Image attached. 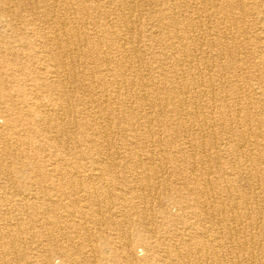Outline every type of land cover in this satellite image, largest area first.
I'll list each match as a JSON object with an SVG mask.
<instances>
[{
	"label": "bare ground",
	"instance_id": "obj_1",
	"mask_svg": "<svg viewBox=\"0 0 264 264\" xmlns=\"http://www.w3.org/2000/svg\"><path fill=\"white\" fill-rule=\"evenodd\" d=\"M48 1H51L50 8L43 5L38 8L37 13L32 11L25 15L22 22L30 28L38 23L40 16H43L41 13L52 15L57 19L53 22L56 26L58 23V33L41 35L40 43L43 46H50L57 53L61 49L68 52L66 61L57 58L56 53V55L51 53L49 57L55 58L53 60L59 62L64 68L61 69L62 72L66 73L67 70L75 72L71 82L76 83L77 87L85 91V96L80 103L84 104L85 108L86 105L88 106L86 113L89 119L86 122L79 120L78 126L82 129V133L84 126H90L93 133L88 132L84 136L83 141H87L89 149L84 152L80 150L78 154L79 156L88 154L87 157L95 167L93 171L96 172L86 178L91 180L97 178L98 185L102 186L104 197L100 198L98 189L101 187H97L94 181L85 188V179L66 174V180L62 186L57 181L52 185L55 187V194L59 191L63 200L53 201L47 198L54 193L49 189H44L38 179L52 176L53 172L57 170V166L53 162L55 166L51 170L52 172L47 171L45 168L32 165V158H38L41 152H45L44 150L49 147L59 146V141L62 144L65 143L67 139L63 132L64 126L48 111L42 110V104L34 103L38 105L36 106L28 103L27 99L29 94H32V90L22 84L26 74L22 71L24 65L20 59V56L25 55V52L22 50L16 53L13 43L17 40L9 39L6 32L0 31V67L9 68L17 65L10 72L7 71L8 68L6 71L0 70V114L6 120L5 125L0 126L1 150L5 154L14 153L15 159L23 160L25 163L21 166L9 164L10 167H5L6 169L0 167V181L7 178L9 180L26 179L31 187L38 190L33 197L29 196L30 193L22 195L18 192L10 194L8 191H0V220L4 221V229H6H0V264L13 263L11 261L16 258V253L18 256L19 250L22 248L21 236L23 233L28 234L31 241L43 243L44 239H51L48 234H54L57 230L68 232L74 230L77 237L85 234L86 239L93 241L90 222L101 221L104 218L109 226L115 227V218L124 220L130 218L133 211L131 212V207L127 202L130 200L128 193L132 192L130 190L127 191L128 193L110 192L109 184L105 182V174L116 176L111 171L112 166L116 164L112 157L115 153L109 152L111 145L108 141L116 133L129 132L133 136L147 133L149 137L139 146H142V149L148 153L161 152L160 144L174 148L177 140L172 138L161 139L159 145L154 142L158 131L153 129V123L160 115L153 114L152 108L157 110L159 107L164 108L168 113L163 114L165 128L178 130V134L183 133L188 139L184 138L186 140H184V144L189 143L191 148L200 153L201 160L210 162L206 168L202 169L201 173H198L199 176L191 187L173 190V193L180 194V196L175 197L171 194L166 198L167 203L180 205L181 209L191 208V214L194 208L195 216H203L204 220L212 224L217 221L225 235L224 238L219 239V236L214 233L208 234L209 231H212V227L210 226L209 229V226H202L200 219L190 223L184 217H178L172 219L176 223L168 224L167 227L173 228L178 221L184 222L185 226L188 225V238L180 234L176 236L181 248L176 247L177 241L172 236L173 231H169V229L161 239L163 243H158L160 248H164L162 256H159L158 252L154 250L151 237H146L138 231L133 233L132 238L144 247L150 261H161L162 264H166L165 262L195 263L199 262L198 258L209 264H222L226 261L228 264H236V260L241 255H247L248 261H245V264H264V255L258 256V258L255 255V258L252 257L250 251L252 248V250L260 249L264 252V242L253 240L254 237L246 238L243 234L245 232L257 234L262 228L264 229V32L263 36L249 40V45L247 41L244 42L247 43L244 46L237 43L244 37L245 40L249 39V36L246 39L247 31L239 28V22H247L248 14H258L259 21L264 26V0H145L152 5L147 21L142 19V13L138 10L140 0ZM31 6H33L32 0H0V15L2 17L5 15L15 16L16 18L19 17L22 10L27 11L24 7L30 9ZM38 13L40 16L37 15ZM32 14L36 16L30 17L33 16ZM102 15L106 17L98 22L96 18ZM217 15L223 17L224 26L220 25V21L215 20ZM61 17L63 19L58 22ZM74 19L79 20L75 21ZM89 19H96L93 22H98L94 25L97 27L90 31L87 30L90 25ZM141 21L146 26L150 24L151 27V32L145 37L141 30ZM236 24L238 26L235 32L227 31L230 25ZM7 27L13 31L16 30L12 21L7 23ZM36 41H38L37 38L31 39L24 35L21 36L17 44L32 51L35 50ZM107 44L111 45L110 49L106 48ZM206 46L216 53L214 57L207 53ZM157 48H159L157 51L159 53L156 57V65L144 68V52L152 53ZM244 48V51L254 55V62L251 59L252 63L249 64V68L258 72L256 76L258 79L257 88L254 86L243 88L238 82L242 76L237 71H232L237 67L248 69L240 61L241 57L236 52ZM3 51L4 54L8 52L14 58L9 59L1 54ZM42 59L41 56H36L32 63L25 66L32 67L33 63L38 61L43 63ZM193 67H197L199 71ZM102 71L107 72L106 75L110 74V79H105ZM230 71L233 75H229ZM30 73L34 75V87L41 88L43 91L60 90L59 102L68 98L69 93L62 87L63 82L58 81L51 84L48 82L47 73H43V78H41L36 76L37 73L34 74V70L31 68ZM4 74H8L14 80L8 78L9 81H5ZM152 77L158 80L153 81ZM12 83H15L14 85L17 87L9 85ZM8 85L14 88L8 89ZM154 87H157L155 89L157 92L153 91L148 94L149 90ZM145 91L148 92L144 93ZM201 105L210 109L207 112L209 114L198 115L197 119L190 120L188 123L184 110ZM198 111L201 112L199 109ZM216 113L220 114L219 117L213 115ZM172 117H177L176 124L178 126L171 123ZM136 123L139 125L134 127ZM116 124H124V128L120 129L116 127ZM217 127L224 128L230 133V136L225 140V143L230 145L226 149H222L223 153L228 158L236 160L237 167L249 171L255 181L259 182L258 189L261 188V190L257 197L255 195L251 197L247 192L237 188V179L226 178L225 169L213 165L215 161L207 158L211 148L219 146L218 141L211 142L207 139L203 141L201 136L200 138L192 137V134L197 133V130L203 132L207 128L212 131ZM240 128H244V130H241L242 132L237 135L236 132ZM53 133H56V139L50 141ZM100 134L104 136V142H108L107 148L109 149L105 152V160H101L104 168H99L100 160L96 156H92L95 155L92 152L100 149L97 147L100 142L95 139L94 135ZM234 137H237L238 142H234ZM102 144L100 146H106ZM24 146L31 150L35 149L36 153L27 152ZM122 148L125 150L119 152L125 154L126 158L130 151L136 153V150L131 148L127 149L121 146ZM188 148L189 146L183 147V150L188 151ZM164 157H167L168 160L172 158L169 155ZM191 157L194 159L193 155ZM2 160L4 159L2 158ZM62 160L67 167L82 168V164L78 161L65 158ZM140 160H135V164L142 169L143 163ZM151 161L148 170H143L135 175L136 180L141 181L142 185L149 189L155 187L154 179L159 181L166 175L162 165L154 158ZM131 168L132 163L127 166L125 172L129 173ZM176 168L178 167L176 166ZM191 171L193 172V170ZM122 177L123 183L129 181L127 176L123 175ZM73 190L80 194L79 201ZM11 195L17 196V199L10 202ZM37 195H44V198ZM133 196L136 197L137 194L134 192ZM258 198L260 199L259 203ZM234 201L240 203L236 210ZM28 206L33 211L32 214H30ZM19 207H22L23 211L27 210V215L24 218L12 217L21 215V211L17 210ZM53 209H65V214L61 216L63 220L52 219L48 224L56 227H48L47 220L54 218L57 214V211ZM169 211L170 209L165 205L159 209V213L166 216L169 215ZM218 215L224 216L217 218ZM122 234L124 233H119L118 230L111 235L122 239ZM109 235L102 234V242L99 246L83 250V255L75 257L74 264H104L105 261L111 259V253H114L113 257H117L116 251H109L112 247L110 246L112 237ZM167 237H170L168 239L170 243L166 246L164 241ZM172 240L175 243L171 242ZM124 246L125 249L128 248V251H132L134 248L130 239ZM207 246L212 249L209 251ZM225 249L229 251L230 257L217 255L218 251L222 252ZM71 252V248L64 249L66 257L61 264L72 262L69 258L73 257L75 252ZM195 257L198 258L194 259ZM149 260L146 262L148 263ZM139 261L136 258L134 262ZM45 263L51 264V261L45 260ZM113 263L119 262L114 260Z\"/></svg>",
	"mask_w": 264,
	"mask_h": 264
},
{
	"label": "rangeland",
	"instance_id": "obj_2",
	"mask_svg": "<svg viewBox=\"0 0 264 264\" xmlns=\"http://www.w3.org/2000/svg\"><path fill=\"white\" fill-rule=\"evenodd\" d=\"M105 2H108L110 0H104ZM32 5L30 9L25 8L27 11L22 10V12H20L19 17L15 16H9V15H5V16H1L0 15V31L6 32L7 36H9V39H15L17 41H15L14 44V51L17 53V51H24L25 55H21L20 59H21V63L23 67L22 71L25 72L24 74H26L25 79L23 80L22 84L23 86L27 87L28 89L32 90V94L30 93L28 96V103L31 105H36V104H42L41 109L48 111L52 116L56 117L57 120L59 121V123H61L64 126V133L65 135V139H67V141L65 143H61V141H59V146H56L55 148L49 147L47 150H44L45 152H41L40 156L37 157H33L32 158V165L34 166H39V168H45L47 169V171H51L55 164L57 166V170L55 172H53L52 176H48L46 178H40L38 179L40 185L44 188V189H49L51 191H53L54 195H50L47 198L48 199H52L53 201L62 199L63 197L61 196L60 192L58 191L57 194H55V187L52 186L53 182L57 181L61 186L62 183L66 180V174H71L75 177L79 176L80 178H83L86 180L85 182V188L88 187L89 185H91L94 181L97 187H101V189H98V193H100V198L102 199L104 197V193H102V186L98 185V180L97 178L95 179H88L86 178L89 175H94L96 171H93V169L95 168L94 165L90 162V159L87 157L88 154H84L79 156L78 151L82 150L83 152L85 150H88L89 145L87 144V141L84 142V136L89 132V133H93L92 130L90 129V126H84L83 128V133H82V129L79 128V120L82 122H86L88 121L89 117L87 116L86 110L88 108V106L81 104L80 102L83 100L84 98V94L85 91L84 89H80V87H77L76 83H72L71 80H73V76L74 73L72 70H67L66 73L62 72L61 69H64L63 67H61V65L59 64V62H57L56 60H53L55 58H51L49 57L50 54H57V58H60L61 61H66L67 60V54L68 52L65 50H60L59 53H57V51L53 48H51L50 46H43L40 43V37L43 34H57L58 33V23L57 26L54 24L53 21H56V17L52 16V15H44L43 13L40 14L38 13L37 15L40 16L38 23L35 24L34 26H26L24 24L23 19L25 15L30 14V12H34L37 13L38 8H41L43 5L46 6L47 8H50L51 6V1L48 0H32ZM107 5V4H106ZM152 5H150L149 2H146L145 0H140L138 3V10H140L142 19L144 21H147V18H149V12L151 11V7ZM239 14V13H238ZM33 15V14H32ZM36 16V15H35ZM30 16V17H35ZM106 16L102 15L101 17H97L96 19L98 20V22H101L102 20H104ZM247 20V24L245 22H239V28L243 29L245 31H247V37L249 36L248 40H245V37L243 39H240L237 41V43L239 45H246L251 41V39H256L255 37H260L263 36V24L259 21V15L258 14H248L246 17ZM63 19V17L58 19V22L61 21ZM96 19H89L90 20V25H88L87 30H91L96 28V25L98 22L94 23L93 21ZM75 21H78L79 19H74ZM216 21H220V25L224 26V19L221 15H217V18L215 19ZM9 21H12L15 25V31L11 30L9 27H7V23ZM141 30H143V37H145L146 35L149 34V32H151V27L150 24L149 25H145V23H140ZM238 25H230L227 28V31L230 33L235 32V29ZM249 27V28H248ZM24 29V30H23ZM26 29V30H25ZM222 29H224L222 27ZM232 30V31H231ZM27 33V34H26ZM259 34V35H258ZM27 36L31 39H38V41H36V47L34 48L35 50H28L26 47L21 46L19 44H17V42L19 43L21 36ZM19 38V39H18ZM263 38V37H262ZM41 40H43L41 38ZM250 40V41H249ZM14 41V40H13ZM247 41V43L245 44L244 42ZM107 49L111 48V45L107 44L106 45ZM5 49V48H2ZM205 49L207 53L211 56L214 57L216 55V53L212 52V49H209V46H206ZM234 50H236L235 48H233ZM244 49H239L236 52L237 55L239 57H241L240 61L244 64L245 67H247L248 69H242L240 67H237V69H234L232 71H237L238 74H240L242 76V78L238 81L241 86L243 88H249L250 86H254L255 88H257V83H258V79H257V74L258 72L255 70H252L251 68H249V64L252 63V61L254 62L253 59V54L247 51H244ZM159 48H157V50H153L152 53L151 52H144V58H143V67L147 68L151 65H156V57L158 55L159 52ZM243 51V52H242ZM19 52V53H20ZM241 54H240V53ZM14 53V52H13ZM5 56H7L9 59L14 58L12 55H10L8 52L7 54L1 53ZM55 54V55H56ZM60 54V55H59ZM236 54V53H235ZM36 56H41L43 59V63L41 62H37V63H33L32 67H28L25 66L27 64H30L34 61V58ZM65 56V57H64ZM48 57V58H47ZM45 58V59H44ZM51 58V59H50ZM252 59V61H251ZM23 61V62H22ZM36 61V60H35ZM146 63V64H145ZM145 64V65H144ZM14 65V64H13ZM17 65H14L12 67H4L1 68L0 70H4L9 71L12 70L14 67H16ZM198 66V65H197ZM199 67V66H198ZM30 68L34 70V74L38 77L43 78V73H47V77H48V82H51V84L57 83L58 81L63 82V86L64 89L69 93V96L66 100L59 102V97H60V90H47V91H43V89L41 88H36L33 86V76L30 73ZM196 71H199V69H197V67H193ZM230 71L229 75H233ZM107 72H103L102 74L104 76L105 79H110V74L106 75ZM147 75V74H146ZM243 75H245V77H243ZM5 81H9L8 78H11V80L13 79L12 77H10L8 74H4L3 76ZM67 78V79H66ZM14 80V79H13ZM152 80L156 81L158 79H156L154 77H152ZM15 83L9 84L12 86L17 87V85H14ZM7 86L8 89L10 88H14L12 86ZM65 85V86H64ZM71 86V87H70ZM157 87H154L153 89H150L149 92L145 91L144 93L151 94L153 93V91L157 92L155 89ZM151 96V95H149ZM243 100V99H242ZM36 103V104H34ZM231 104V102H229ZM38 106V105H36ZM71 109V110H70ZM198 109L203 112L204 114H202L201 112L198 111ZM152 113L155 115H160L158 117V119L153 123V129H155L156 131H158V133L155 135V143L156 144H160V140L163 138H172L177 140L176 143L174 144V148L171 147H167L163 144H160V149L162 150L161 152H155V153H148L147 151H145L144 149H142V146H139L140 143L144 142L146 140L148 136L147 133H145V135L141 134H137L135 136H133L132 134H130L129 132H122L121 134L116 133L115 135L110 137V140L108 141L110 143V151L111 153H115L113 154V159L115 160L116 164L114 166H112V173L113 175L116 176H111V174H105V179L103 178V180L105 182H107L109 184V191L114 192V193H128L127 191L130 190L132 193H128V196L130 197L129 202V206L131 207V212L133 211L132 215L130 216V218H125L126 220L122 219V218H115L114 222L116 223L115 227H111L109 226V224L106 223V220H104V218H102L101 221H93L90 222V227H91V232L93 235V241L86 239L85 234L81 235L79 237H77L76 235V231L72 230V232H68V231H64V230H57V232H55L54 234H48L49 236H51V239H44L43 243H39L38 242H33L30 239V236L26 233H23L21 236V239L23 241L22 243V248L19 250L18 256L16 253V258L13 259L12 264H46L45 260H50L51 264H61L63 263V259H65V255H64V249L67 248H71L72 252L73 251L75 253H73V257L69 258V260L71 259L72 262L68 263V264H74L75 262V257H77L78 255H83L82 251L86 250L88 248H94V247H98L99 244L102 242L101 240V235L103 234L105 235H109V237H112V240L110 241V246L114 247L112 249V247L110 248L109 251L114 250L116 251V255L117 257H113L112 255H114V253H111V259L108 261H105L104 264H114V260L119 262L117 264H162L161 261L158 262H154V261H150L149 258L147 257V251L144 249V247L137 243L136 240L133 237V233L140 231V233H142L144 236L146 237H151L152 242H153V248L156 252H158L159 256L163 255V249L164 248H160V246H158V243L160 242L161 244L162 242V238L164 237V235H166L167 230L169 229V231H173V237L174 239L177 241L176 236L177 235H183L186 238L189 237V235H187L188 233V229L187 226H185V223L182 222L180 223L178 221V223L176 224V226L172 227H167L168 224H172V223H176L174 221H172L173 218H178V217H184L185 219L189 220V222H193L196 221L197 219H200V223L202 226H210L212 227V231H209V233H214V235H218L219 239L224 238V231L220 228V225L218 224L217 221H215V224L212 223H208L207 220H204L203 216H195L193 214V209H192V214H191V208L189 209H181L180 205H169L167 202V197L170 196L171 194H173V196L177 197L180 196V194H176L173 193V190H177L178 189H183V188H189L192 186V184L196 181V178L199 176V172L201 173L203 168H206L208 166L209 163L203 160H201V157H199L200 153L197 150H194L193 148L190 147V144H184L186 140L185 136L183 135V133L178 134V130H174V129H166L164 126L165 123V118L163 114H168L164 108H158L157 110L155 108H152ZM208 110H210L209 108H205L204 105L201 106H197V107H193V108H187L186 110H184V113L187 114V119L186 121L189 123L190 120H194L198 115H205V114H209L207 113ZM72 111V112H71ZM160 111V112H158ZM162 111V112H161ZM193 112V113H192ZM254 113V112H252ZM216 115V117H219V113L213 114ZM197 119V118H196ZM199 119V118H198ZM64 120V121H63ZM173 123V125L175 124V126H178L176 124L177 122V117H172L171 120ZM230 122V121H229ZM6 123L5 118L0 114V126H4ZM228 124V123H227ZM139 124L136 123L134 125V127L138 126ZM174 126V127H175ZM116 127L124 128V124H116ZM222 129V130H221ZM218 128L217 129H212L209 130L206 128V130H204L203 132H198V130L196 131L197 133L192 134V137L196 138L201 136V138L209 141H218L217 143L219 144V146L217 145V147H212L211 150L208 153V159L211 161H215V163L213 162V165H218L217 167H220L223 169H225V174H226V178H236V184H237V188H240L241 191H245L247 192V194L249 196H253L255 195L256 197L259 195V192L261 190V188L258 189L259 187V182L255 181V179L252 177L251 173L249 171H246L245 169H242L240 167L236 166V160H234L233 158H228V156L226 154L223 153L222 149H226L228 147V145L225 143V140L230 136V133H228L227 130H224V128ZM220 130V131H219ZM244 130V128H240L238 130L237 135H239L242 131ZM53 132H55V129H53ZM183 132V131H182ZM53 137L52 139H50V141H54V139H56L55 134L53 133ZM60 136H62V134H60ZM95 139L97 141H99L101 144L104 142V136L102 134L100 135H94ZM67 137V138H66ZM62 138V137H61ZM186 140H185V139ZM113 139V140H112ZM234 142H238L237 137H234ZM185 140V141H184ZM107 142V143H108ZM224 142V143H223ZM98 144L97 147H99L100 149L96 150V152H92V154L94 153L95 155L92 156H96L99 160H100V164H99V168L103 167L104 168V164L101 162V160H105L104 157L105 152H107V150H109L107 148V143L104 142L103 144L106 145L104 146H100L101 144ZM102 144V145H103ZM121 146L126 147L127 149H132V150H136V153H133V151H130V154L127 153V158L125 156V154H121L119 151H123L125 150L124 148L121 149ZM188 151H184L183 147H187ZM182 147V149H180ZM24 149L29 152V153H36V150L33 149L31 150L29 147L24 146ZM118 150V152H117ZM192 151V152H191ZM195 151V152H194ZM168 153V154H167ZM195 155H194V154ZM224 154V155H223ZM172 156L171 160L167 159V157L165 158L164 156ZM191 155L194 156V159L191 157ZM163 156V157H162ZM2 158L4 160H2ZM63 158L71 160V161H78L79 163L82 164V168L76 169V168H72V167H67L65 166L64 162H63ZM154 158V160H156L160 165L163 166V169L166 171V175L162 178H160V186H159V181L154 179V185L155 187H150V189L148 187H144L142 185L141 181L136 180L135 175L139 172H142L143 170H148V168H150L151 166V159ZM177 158V159H176ZM140 160L142 161V166L143 168L141 169V167L136 166L135 164V160ZM159 159V160H158ZM239 159V158H238ZM179 160V161H178ZM196 160V161H195ZM204 163H203V162ZM240 161V160H239ZM42 162V163H41ZM53 162L55 164H53ZM132 163V168L130 170V172H125L127 166L131 165ZM178 163V164H177ZM14 165V166H18L21 164H25L23 162V160H19V159H15V154L14 153H9V154H5L2 150H1V144H0V167L6 169L8 167H10V165ZM109 164V163H108ZM107 164V165H108ZM176 164V165H175ZM41 165V166H40ZM176 166L179 168H176ZM186 166V167H185ZM6 167V168H5ZM167 167V168H166ZM175 169V170H174ZM177 169V170H176ZM185 169V170H184ZM193 170V172L191 170ZM81 170V172H80ZM235 170V171H234ZM52 172V171H51ZM125 175L128 177L129 181L127 183H123L122 182V176ZM37 180V179H36ZM228 180V179H227ZM254 183V184H253ZM0 191H8V193H22V195L24 194H28L30 193L31 195H29L30 197L35 196L34 194H36L38 192L37 189H35L34 187H31L30 183H27V180H9L7 179H3L2 181H0ZM158 186H157V185ZM46 185V186H45ZM74 186V185H73ZM75 187V186H74ZM143 187V188H142ZM156 189V190H155ZM74 191V194H76L77 200L78 198H80V194H77ZM144 191V192H143ZM257 191V193H255ZM134 192L137 194V196H133ZM152 194H151V193ZM186 192V191H184ZM251 192V193H250ZM33 193V194H32ZM145 194V195H144ZM40 198H44V195H37ZM17 196H12L9 199V201H14ZM260 199L258 198V203ZM79 201V200H78ZM29 202V201H28ZM82 203V202H81ZM167 203V204H166ZM229 203V202H227ZM1 204V201H0ZM235 206V210L237 208H239L240 203H236V201L233 202ZM165 205L166 207H168L170 209L169 211V215H162L159 213V209ZM10 207V206H9ZM14 209H16L13 206ZM124 208V207H123ZM18 211H21V215L20 216H12V217H20V218H24V216L27 215L28 211H23L22 207H19L17 209ZM28 210L30 212V214H32V210L30 209V207L28 206ZM54 210V209H53ZM57 211V214L54 216V218H49L46 222V225L50 224L52 219L54 220H63V218H61L62 214H65V209H57L54 210ZM144 211V213H143ZM18 213V212H15ZM224 215L220 216L218 215L217 218L223 217ZM146 217V218H145ZM1 218V217H0ZM60 218V220L58 219ZM170 222V223H169ZM53 226V225H48V227ZM4 221L0 220V229L3 230L4 229ZM56 227V226H53ZM59 227V226H57ZM113 228V229H112ZM6 230V229H4ZM119 233H124L122 234V239L121 238H115L113 235H111L112 233H115V231H118ZM74 231V233H73ZM264 229L262 228L260 231L257 232V234H253L250 232H245L243 233L244 236L246 238L252 239L254 237L253 240H261L262 242H264V233H263ZM76 234V235H75ZM256 235V236H255ZM76 236V237H75ZM75 238V239H74ZM170 237H167L164 241L165 245L167 246V244H169V239ZM130 239L133 242V250L132 251H128V248L125 249L124 244H127V240ZM171 242H174V240H172ZM176 247L177 248H181V244L179 241H177L176 243ZM207 249L210 251L212 248L207 246ZM49 250H51L50 252H48ZM80 250V251H79ZM42 251V252H41ZM250 251L252 252V257H255V255L257 256H263L264 252L260 251V249H253L250 248ZM254 251V252H253ZM161 253V254H160ZM149 254V253H148ZM217 255L219 256H224V257H230L229 255V251L227 249H225L224 251L217 252ZM47 257H50L49 259ZM140 260L139 262H134L135 259ZM198 257H195L194 259H197ZM256 258V257H255ZM147 260L148 263L146 262ZM199 262H185V264H209L204 262V260L198 258ZM18 261V262H17ZM130 261H133L134 263H131ZM203 261V262H201ZM248 261L247 260V255H241L240 258H238L236 260V264H245L244 262ZM152 262V263H149ZM166 264H175V262H165ZM222 264H228V262L226 261L225 263L223 262Z\"/></svg>",
	"mask_w": 264,
	"mask_h": 264
}]
</instances>
